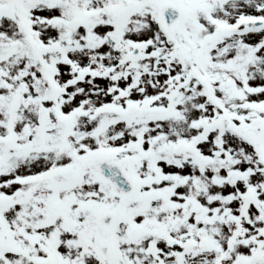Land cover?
I'll list each match as a JSON object with an SVG mask.
<instances>
[{
    "label": "snow or ice",
    "instance_id": "snow-or-ice-1",
    "mask_svg": "<svg viewBox=\"0 0 264 264\" xmlns=\"http://www.w3.org/2000/svg\"><path fill=\"white\" fill-rule=\"evenodd\" d=\"M0 264H264V0H0Z\"/></svg>",
    "mask_w": 264,
    "mask_h": 264
}]
</instances>
